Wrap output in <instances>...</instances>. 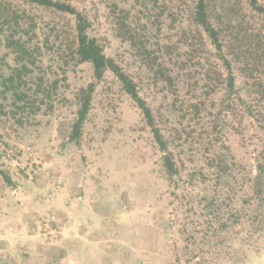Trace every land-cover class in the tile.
I'll use <instances>...</instances> for the list:
<instances>
[{
    "label": "rangeland",
    "instance_id": "1",
    "mask_svg": "<svg viewBox=\"0 0 264 264\" xmlns=\"http://www.w3.org/2000/svg\"><path fill=\"white\" fill-rule=\"evenodd\" d=\"M11 1L37 21L40 43L44 33L58 45V36L72 33L73 19ZM60 1L86 15L107 57L135 81L182 171L169 179L152 129L111 72L97 84L80 143L70 141L76 94L95 81L93 70L67 66L57 46L43 47L38 64L66 77L60 82L66 98L54 114L27 108L20 115L25 125L10 114L0 118V264H220L209 247L205 199L232 207L246 170L264 154V18L238 0L229 10L213 0L227 10L217 17L223 36L249 67L236 70V87L228 91L207 34L189 27L190 0H175L168 9L135 0ZM119 15L132 22L140 42L147 36L159 41L149 57L119 36ZM12 59L0 38V67ZM215 148L232 165L228 188H215L200 174ZM248 254L250 264H264V249Z\"/></svg>",
    "mask_w": 264,
    "mask_h": 264
},
{
    "label": "trees",
    "instance_id": "2",
    "mask_svg": "<svg viewBox=\"0 0 264 264\" xmlns=\"http://www.w3.org/2000/svg\"><path fill=\"white\" fill-rule=\"evenodd\" d=\"M142 1L161 4L162 8L166 9L175 2V0H135L137 3ZM25 2L73 19L72 33L64 40L58 36V40L61 39L60 45L57 40L53 41V35L44 33V43H40L37 21L28 16L25 10L24 15H21V12L14 7L13 1L0 0V38L3 39L5 48L13 55V65L7 63L6 68L0 67V118L11 115V118L25 125L26 119L20 118V115L27 108L39 114L44 107V114H54L57 105L63 99L65 100L66 97L60 91L62 90L60 82L63 79L53 77L45 70L43 72L38 64L37 58L43 56V47L45 52V48L49 49L52 44L57 46L55 54L64 59L67 66L89 64L95 79L76 94L78 108L69 135L70 141L80 143L97 84L107 72H111L121 83L123 90L135 102L152 129L154 139L163 153V166L169 179L173 180L176 176H180L182 170L179 160L176 159L170 147V137H167L157 125L153 109L140 94L135 81L113 58L107 57L103 47L91 35L92 24L86 15L70 3L60 0H25ZM221 2L222 8L228 5L227 10L232 5V0ZM238 2H243L249 12L264 18V0H238ZM227 10H220L213 0H190L189 27L201 29L207 34L218 55V62L214 66L217 67V72L225 77L226 89L231 91L236 87L238 78L236 70L243 73L249 67L235 55L229 40L223 36L222 23L217 17L224 15ZM164 15L165 12L162 11L157 16V21L159 22ZM115 21L119 36L138 50L140 55L144 53L149 57L151 54L148 49L153 41L159 44L155 37L148 36L146 41L140 42L137 30L126 16L119 15ZM162 26L161 24L160 27H156V29L159 28L158 32ZM164 48L171 49L170 45H164ZM259 59L261 63H264L262 61L264 50ZM161 66L163 65L160 64ZM160 71L162 72L163 69ZM64 78L63 81H67L65 76ZM168 78L171 84L174 81L173 76L170 75ZM207 161L209 164L204 171L200 172L201 176L210 177L209 182L212 185L215 184V188L219 185L225 188L230 187L225 181L233 175H229L232 172V165L229 164L228 156L220 148H215ZM246 172V180L241 183L239 195L232 207H226L220 203L219 199H205L206 217L212 226L209 247L217 257L222 259L220 264H250L248 252L251 250L257 254L264 249V154L258 155L254 169L246 170ZM1 175L11 183L9 176L3 172ZM194 264H205V262L200 260Z\"/></svg>",
    "mask_w": 264,
    "mask_h": 264
}]
</instances>
